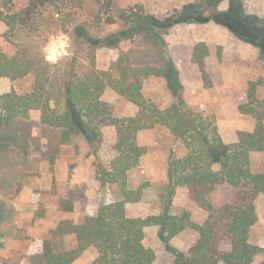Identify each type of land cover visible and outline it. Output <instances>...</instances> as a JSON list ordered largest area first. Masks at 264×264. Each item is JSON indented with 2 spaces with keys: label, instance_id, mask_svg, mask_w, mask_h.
<instances>
[{
  "label": "trees",
  "instance_id": "1",
  "mask_svg": "<svg viewBox=\"0 0 264 264\" xmlns=\"http://www.w3.org/2000/svg\"><path fill=\"white\" fill-rule=\"evenodd\" d=\"M196 0L164 22L150 17L138 3L113 14V0H30L15 11L13 0H0V22L6 26L3 38L12 47L10 53L0 49V77L12 81L32 78L30 89L0 93V125L30 120L31 113H41L44 126L59 131L61 144L83 135L94 144L104 141L103 128L115 126L118 140L115 158L108 166L97 162L96 179L101 186L117 185L122 199L100 206L96 215L82 222L60 221L42 243L45 264H73L85 251L93 248L96 258L90 264H154L157 253L145 244L146 230L157 226L166 244L183 231L198 234L197 242L188 252L177 251L172 264H253L264 248L250 240L252 228L259 220L256 201L264 194V172L252 169L251 154L264 152V99L258 88L264 80L250 82L247 99L240 102L239 111L256 120L252 132L239 131L238 141L226 143L219 127L205 116L204 111L190 107L183 98L179 73L170 59L165 66L134 65L132 49L121 51L108 70L98 67L97 52L117 46L118 39L135 40L141 26L149 18L161 27L177 22L215 23L229 29L239 40L259 50L264 60V17L248 13L247 0ZM98 6L94 17L82 19L88 5ZM97 12V11H96ZM106 17V19L104 18ZM122 22V31L99 37L104 25ZM59 33L70 37L69 56L55 64L45 61L42 49L49 38ZM119 37L117 41L113 38ZM206 43L194 48L193 61L206 78ZM164 78L174 101L161 108L144 94L150 78ZM112 89L139 111L135 117L116 118L114 107L103 99ZM166 127L184 143L187 154L177 157L171 153L167 169V191L162 209L157 215L131 217L128 203L143 197L142 187H128V173L140 166L148 148L138 144L140 131L156 126ZM219 165V170L215 166ZM235 190L234 200L215 206L209 200L219 186ZM178 188H186L191 200L208 212L203 224L195 223L188 211L172 213ZM62 210L72 211L73 204L61 200ZM6 220L4 203L0 202V250L5 246L2 224ZM72 238L74 246L66 239ZM264 264V262L262 263Z\"/></svg>",
  "mask_w": 264,
  "mask_h": 264
},
{
  "label": "rangeland",
  "instance_id": "2",
  "mask_svg": "<svg viewBox=\"0 0 264 264\" xmlns=\"http://www.w3.org/2000/svg\"><path fill=\"white\" fill-rule=\"evenodd\" d=\"M194 1L196 0H113V14L116 16L122 9L140 3L150 17L164 22ZM13 2L15 11H18L27 6L30 0ZM220 7L226 9L228 0ZM245 8L248 13L264 17V0H247ZM96 13L98 6L88 5L82 19L94 17ZM123 28L122 22L104 25L96 35H113ZM5 31L6 26L0 22V49L10 53L12 47L2 36ZM59 35L69 42L67 57L70 53L69 34ZM118 38L114 37L113 40L117 41ZM202 42L206 43L209 50L206 78L199 65L193 61L194 48ZM129 49H132L133 63L137 66L150 64L161 67L170 59V64L178 70L185 102L195 110L204 111L205 116L218 127L222 124L227 139L236 133V124L230 123L232 118L239 119L240 122L245 117L255 119L240 111L241 116H238L236 110L237 107L239 110L240 102L246 101L250 82L264 80V60H261L256 47L239 40L226 27L214 21L177 22L161 27L149 18L141 26L135 40L118 39L116 47L98 50V67L102 69L108 66L110 57L116 60L121 51ZM113 61L114 59L111 63ZM32 82V78L12 81L0 77V93L5 94L13 89L24 93L30 89ZM147 97L154 98L153 101L161 108L174 101L167 81L161 77L150 78L146 88ZM258 97L264 99V86L258 88ZM127 102L129 101L124 97L117 106L109 102L114 107L116 118H128L124 116L127 110L122 106ZM147 130L142 134L141 141L146 144L148 152L142 158L140 166L128 173V187L143 189L141 201L127 204V212L131 217L160 213L167 191L170 155L172 152L177 157L187 154L184 143L177 140L166 127L159 125ZM103 135L104 141L98 145V155H95L94 144L88 142L83 135L61 144L59 131L42 125L38 110L32 111L30 120L0 125V202L4 203L6 211V220L2 224L5 246L0 250V264H45L42 243L60 221L70 219L82 222L85 217L96 215L101 205L122 199L117 185L103 187L96 179L97 162L108 166L117 154L114 149L118 140L117 128L105 126ZM215 169L219 170V165ZM234 197L233 188L221 185L210 194L209 200L213 205L221 206L233 201ZM61 200L71 201L73 210H62ZM256 206L259 220L252 228L250 240L264 248V198L259 200L258 197ZM185 211L198 224H203L208 217V212L191 200L186 188H178L172 213L179 215ZM146 233L145 244L157 253L154 264H172L176 257L170 247L188 252L198 240V234L190 229L177 235L169 244L163 241L157 226L147 228ZM66 241L68 246H74L72 238H67ZM96 256V250L90 248L73 264H90ZM263 262L264 253L257 256L253 264Z\"/></svg>",
  "mask_w": 264,
  "mask_h": 264
},
{
  "label": "crops",
  "instance_id": "3",
  "mask_svg": "<svg viewBox=\"0 0 264 264\" xmlns=\"http://www.w3.org/2000/svg\"><path fill=\"white\" fill-rule=\"evenodd\" d=\"M115 60V58L110 57V60L108 62V66H104L102 69L107 70L109 69L110 65H111V61ZM150 79H148L145 82V86H144V94L146 96V88H147V84L148 81ZM148 98V97H147ZM103 99L107 102H110L112 104H114L115 106H117L118 103H120L121 101H123V97H121L120 95H118L115 91H113L112 89H107ZM152 100H154V98H151ZM123 107L125 106V109L127 110V112L124 114V116L126 117H135L138 114V107L130 102L124 103L122 105ZM167 107V106H166ZM236 113L238 116H241L237 107ZM246 119H242V122L239 121V119L232 118V120L230 121L231 125L236 124L237 128H236V133L235 134H231L230 138L227 139V135L224 134V129L222 127V124H219V129L221 132V135L224 139V141L226 143H234L238 141V132L239 131H249L252 132L255 129V119L251 118V117H245ZM112 129H109L110 132ZM146 130H143L141 132H139L138 135V142L141 146H145L146 144L144 142L141 141V137L142 134L145 132ZM149 131V130H147ZM106 133V131H104ZM114 134V133H113ZM117 136V134H116ZM251 164H252V169L255 173H262L264 172V153L263 152H253L251 154ZM259 167V168H258ZM264 195H260L259 196V200H263ZM257 212L259 215V211H258V207H257Z\"/></svg>",
  "mask_w": 264,
  "mask_h": 264
},
{
  "label": "clouds",
  "instance_id": "4",
  "mask_svg": "<svg viewBox=\"0 0 264 264\" xmlns=\"http://www.w3.org/2000/svg\"><path fill=\"white\" fill-rule=\"evenodd\" d=\"M69 42L62 35H53L42 49L46 62L55 64L68 54Z\"/></svg>",
  "mask_w": 264,
  "mask_h": 264
}]
</instances>
